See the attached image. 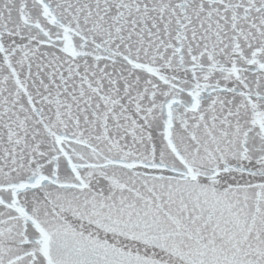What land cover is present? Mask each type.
I'll return each mask as SVG.
<instances>
[{"label": "snow or ice", "instance_id": "obj_1", "mask_svg": "<svg viewBox=\"0 0 264 264\" xmlns=\"http://www.w3.org/2000/svg\"><path fill=\"white\" fill-rule=\"evenodd\" d=\"M0 264H264V0H0Z\"/></svg>", "mask_w": 264, "mask_h": 264}]
</instances>
